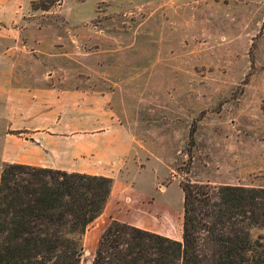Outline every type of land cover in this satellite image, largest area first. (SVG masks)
<instances>
[{
    "label": "rangeland",
    "instance_id": "374dc122",
    "mask_svg": "<svg viewBox=\"0 0 264 264\" xmlns=\"http://www.w3.org/2000/svg\"><path fill=\"white\" fill-rule=\"evenodd\" d=\"M1 13L0 113L1 97L49 108L47 166L82 146L110 176L80 264L113 221L179 241L180 182L264 189V0H0Z\"/></svg>",
    "mask_w": 264,
    "mask_h": 264
},
{
    "label": "trees",
    "instance_id": "16d2710c",
    "mask_svg": "<svg viewBox=\"0 0 264 264\" xmlns=\"http://www.w3.org/2000/svg\"><path fill=\"white\" fill-rule=\"evenodd\" d=\"M179 188V241L113 221L90 264H264V236H250L251 229H264L263 188L187 181ZM110 191L106 177L3 163L0 264H80L81 236L101 215Z\"/></svg>",
    "mask_w": 264,
    "mask_h": 264
},
{
    "label": "crops",
    "instance_id": "0c3cea01",
    "mask_svg": "<svg viewBox=\"0 0 264 264\" xmlns=\"http://www.w3.org/2000/svg\"><path fill=\"white\" fill-rule=\"evenodd\" d=\"M0 15H2V13ZM8 54V60L11 61V63L14 62L13 60H15L14 58L17 54L14 52H9ZM12 65L14 64L6 67L4 73L13 74L17 68H13ZM1 100L3 102L2 105L4 104V109L3 112L0 113V121H4L5 126L1 132L2 138L0 142V153L1 156L10 155V157H14V155H16L14 160L2 159L1 164L15 163L40 168L61 170L68 173H80L90 176H102L106 178L110 177L106 171L104 172L103 168L100 169L94 165L88 166L87 163H85V159L81 157V155H86V153L83 151L84 147L82 146H77L71 150H68L67 148L61 149V161L55 165L47 166L46 158L50 157V153L52 151V147L50 146L51 136H49V134L46 132H38L42 129L46 131L49 130V126L39 127L37 125L36 119L37 115L39 114L37 111L36 102H7L3 97H1ZM38 103L43 106L46 105V102ZM40 111L41 109H39V112ZM39 117H42L44 121L47 119L50 123L52 119V112L48 108L43 110V114L39 115ZM6 130H9L12 133H4L3 131ZM69 154H73V156H77V158L72 160L69 157Z\"/></svg>",
    "mask_w": 264,
    "mask_h": 264
},
{
    "label": "bare ground",
    "instance_id": "6f19581e",
    "mask_svg": "<svg viewBox=\"0 0 264 264\" xmlns=\"http://www.w3.org/2000/svg\"><path fill=\"white\" fill-rule=\"evenodd\" d=\"M84 242V241H83Z\"/></svg>",
    "mask_w": 264,
    "mask_h": 264
}]
</instances>
